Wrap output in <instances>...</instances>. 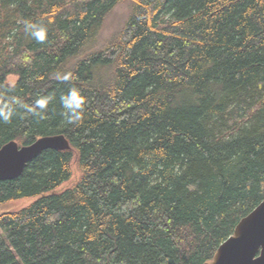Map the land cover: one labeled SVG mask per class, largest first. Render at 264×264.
Returning <instances> with one entry per match:
<instances>
[{"label": "trees", "instance_id": "1", "mask_svg": "<svg viewBox=\"0 0 264 264\" xmlns=\"http://www.w3.org/2000/svg\"><path fill=\"white\" fill-rule=\"evenodd\" d=\"M57 135L0 182L37 197L0 214V264L210 263L264 199V0H0V149Z\"/></svg>", "mask_w": 264, "mask_h": 264}, {"label": "water", "instance_id": "2", "mask_svg": "<svg viewBox=\"0 0 264 264\" xmlns=\"http://www.w3.org/2000/svg\"><path fill=\"white\" fill-rule=\"evenodd\" d=\"M69 148L61 135L43 137L23 147L9 142L0 149V182L19 177L27 164L45 151ZM205 264H264V199L239 221L233 235L218 247L212 261Z\"/></svg>", "mask_w": 264, "mask_h": 264}, {"label": "rangeland", "instance_id": "3", "mask_svg": "<svg viewBox=\"0 0 264 264\" xmlns=\"http://www.w3.org/2000/svg\"><path fill=\"white\" fill-rule=\"evenodd\" d=\"M125 11H126V5H122L115 11V14L108 20L106 31H109L112 28V24L114 22H117L122 18V15L125 13ZM15 81H16V77L14 76L9 77L7 80L8 84L10 85H13ZM71 169H72V178L69 181L61 184L57 189L53 190L52 192L45 193L42 196L49 195L50 193L59 194L67 189L74 187L78 183L80 178V172L77 168L76 158H74L72 161ZM36 199L37 197L24 198L2 204L0 205V214L3 212H14L26 208L30 204H32Z\"/></svg>", "mask_w": 264, "mask_h": 264}, {"label": "clouds", "instance_id": "4", "mask_svg": "<svg viewBox=\"0 0 264 264\" xmlns=\"http://www.w3.org/2000/svg\"><path fill=\"white\" fill-rule=\"evenodd\" d=\"M35 28V26L29 25V29ZM31 35L35 37L38 41H43L46 35V30L42 27L35 28V30L31 31ZM13 102L16 103L17 101L13 99ZM37 106L40 108L45 107L46 101L45 100H37ZM83 104V97L80 95L79 91L76 89H72L70 91L69 97L65 101V108L68 110V122L71 123L73 120H78L79 116V109L82 108ZM3 118L5 121H8L10 116L12 115L11 109L7 112L2 113Z\"/></svg>", "mask_w": 264, "mask_h": 264}]
</instances>
